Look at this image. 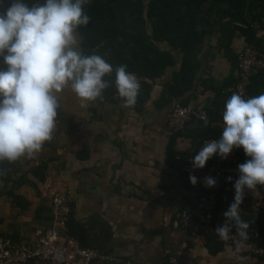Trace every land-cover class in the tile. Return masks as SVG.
Returning <instances> with one entry per match:
<instances>
[{
	"label": "crops",
	"instance_id": "0c3cea01",
	"mask_svg": "<svg viewBox=\"0 0 264 264\" xmlns=\"http://www.w3.org/2000/svg\"><path fill=\"white\" fill-rule=\"evenodd\" d=\"M246 41L238 37L234 50L241 52ZM163 49L171 50V46L163 44ZM177 58L178 65L164 78L150 82L154 89L144 106L136 103L124 108L107 92L102 100L81 107L70 87L57 93L60 109L53 139L33 158L11 163L0 180V236L33 244L38 230L60 229L52 215V199L58 190H65L72 198L71 231L85 247L114 252L133 264H168L169 256L176 253L179 264H264V258L238 261L225 246L211 249L189 240L175 224L177 211L193 208L199 196L212 188L204 186L203 176L193 186L177 162L169 164L167 160L177 132L169 124L175 101L166 104L164 97L183 68V56ZM203 63L195 88L180 101L215 111L216 94L205 84L211 78L222 83L233 72L237 76L217 35L207 42ZM199 126L197 120L189 124L186 135L178 138V152L196 151L199 141L192 134ZM43 166L45 178L41 180L36 171ZM235 181L224 185L223 209L228 210L233 202ZM240 208V215L264 211V186L246 190ZM216 219L219 225L225 222L221 213Z\"/></svg>",
	"mask_w": 264,
	"mask_h": 264
},
{
	"label": "clouds",
	"instance_id": "9594fccd",
	"mask_svg": "<svg viewBox=\"0 0 264 264\" xmlns=\"http://www.w3.org/2000/svg\"><path fill=\"white\" fill-rule=\"evenodd\" d=\"M90 0H44L31 6L25 0H0V163L33 158L53 139L57 128L59 97L64 89L80 99L81 107L103 99L115 71V85L122 107L133 108L140 91L137 76L121 64L115 69L99 54L80 49L79 29L91 17L85 7ZM224 128L219 139L203 143L192 164L202 169L214 155L227 159L234 148H243L248 160L238 165L234 199L224 212L225 222L215 230L224 241L236 234L247 239L249 224L241 219L245 192L264 186V94L245 99L234 92L222 114ZM207 126V121H205ZM3 175V172H0ZM231 177L228 180L231 182ZM189 180L198 182L195 175ZM212 176L205 187H214Z\"/></svg>",
	"mask_w": 264,
	"mask_h": 264
},
{
	"label": "trees",
	"instance_id": "16d2710c",
	"mask_svg": "<svg viewBox=\"0 0 264 264\" xmlns=\"http://www.w3.org/2000/svg\"><path fill=\"white\" fill-rule=\"evenodd\" d=\"M25 2L30 6L35 3L33 0ZM85 10L91 21L87 27L79 29L82 51L85 55L93 53L101 55L114 69L124 64L127 65L128 71L138 73L141 77L156 83L165 77L169 69L178 65L177 56H183L182 70L166 89L164 97L166 104L175 101L189 107L186 102L180 100L195 88L197 76L204 69L203 55L207 42L217 35L221 50L225 51L233 69L237 71V76L235 77L233 72L222 83H217L211 78L205 84L206 89L216 94L217 109L214 111L213 108H203L208 116L205 120L207 126L205 121L199 120L200 126L194 130L192 136L200 145L209 138L221 135V129L214 127L212 123L222 119L221 113L231 96L230 89L237 83L239 76L240 52L234 50V41L243 36L248 45L259 44L264 47L262 42L256 41L252 30L245 31L237 25L260 21L264 17V0H90ZM166 43L171 46V50L163 49V44ZM3 67L6 66L0 57V68ZM104 79L109 82L104 94L108 92L112 99L118 92L115 71L106 75ZM154 83L142 84L141 95L137 98L138 107L144 106L151 99ZM248 94L251 97L264 94V71L252 78ZM195 120L196 118L193 121ZM186 131L187 129L177 132L168 148L169 164L175 161L181 168L194 155L177 151L178 138L186 135L184 133ZM238 151L243 163L248 160L243 148H238ZM11 167L12 164L7 161L0 163V172H3L0 180ZM45 169L46 166H43L36 171L41 180L45 178ZM226 187L223 186L218 194L216 218L218 214L223 215L227 211L223 209V205L226 204L223 190ZM194 208L195 205L191 209ZM240 216L249 224L247 237L257 240L264 247V211ZM71 223L72 216L66 233L79 240L71 231ZM232 230L236 231L235 226ZM256 232L259 233V237L256 236ZM206 246L211 249L223 247L211 237L208 238Z\"/></svg>",
	"mask_w": 264,
	"mask_h": 264
},
{
	"label": "built area",
	"instance_id": "2783aa9c",
	"mask_svg": "<svg viewBox=\"0 0 264 264\" xmlns=\"http://www.w3.org/2000/svg\"><path fill=\"white\" fill-rule=\"evenodd\" d=\"M9 2L10 0H3V7H7ZM0 10L3 9L0 8ZM237 26L245 31L252 30L256 41L262 42L264 46V17L255 23H241ZM238 71L237 83L230 89L231 95L236 92L245 99L251 98L248 94L251 80L258 73L264 71V47L259 44L247 45L240 52ZM134 74L141 86L145 82H151L138 73ZM140 95L141 91H139L138 97ZM113 99L118 103H123V98L119 96L118 92ZM222 114L223 112L221 116ZM195 118L198 121H205L208 116L203 108L185 107L181 103H175L169 115V124L175 132H180L186 130ZM212 125L223 131V119L213 122ZM219 137L207 140L219 139ZM203 143L197 147L194 155L182 166V172L188 177L190 175H195L197 178L212 176L217 183L211 190L199 196L194 209L188 207L177 211L174 219L175 224L183 229L187 239L198 241L202 245L206 246L209 237L214 238L225 248H229L234 259L238 261L250 262L264 257V247L257 240L249 237L243 239L234 230H232L231 238L228 241H224L216 235V228L221 226L216 219L219 191L224 185L230 183L229 177L232 178L231 181L239 177L238 165L243 162L238 148H234L227 159H221L217 154L207 161L204 168L194 170L192 161ZM72 212L70 194L68 191L58 190L52 199V215L60 229L38 230L35 233L33 244L16 242L10 236H0V264H26L33 261H45L49 264H93L96 261L107 264H133L130 258H121L114 252L85 247L77 238L67 234L66 229ZM256 233V236L259 237V233ZM168 264H179V254L170 255Z\"/></svg>",
	"mask_w": 264,
	"mask_h": 264
}]
</instances>
